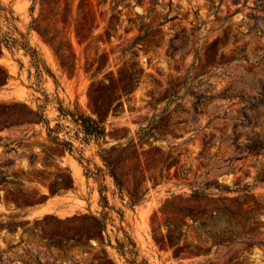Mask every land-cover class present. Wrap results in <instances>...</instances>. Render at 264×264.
Wrapping results in <instances>:
<instances>
[{
  "label": "rangeland",
  "instance_id": "obj_1",
  "mask_svg": "<svg viewBox=\"0 0 264 264\" xmlns=\"http://www.w3.org/2000/svg\"><path fill=\"white\" fill-rule=\"evenodd\" d=\"M0 51V264H264V0H0Z\"/></svg>",
  "mask_w": 264,
  "mask_h": 264
},
{
  "label": "trees",
  "instance_id": "obj_2",
  "mask_svg": "<svg viewBox=\"0 0 264 264\" xmlns=\"http://www.w3.org/2000/svg\"><path fill=\"white\" fill-rule=\"evenodd\" d=\"M2 54V51H0V56ZM70 113L75 117V120L80 123V125L83 127L85 133L88 136H95L97 138L105 137V127L102 126L101 123L95 118H93L91 115H88L81 110H77L75 112Z\"/></svg>",
  "mask_w": 264,
  "mask_h": 264
},
{
  "label": "crops",
  "instance_id": "obj_3",
  "mask_svg": "<svg viewBox=\"0 0 264 264\" xmlns=\"http://www.w3.org/2000/svg\"><path fill=\"white\" fill-rule=\"evenodd\" d=\"M53 207L50 204H44L43 206L38 208L39 212H48L51 211Z\"/></svg>",
  "mask_w": 264,
  "mask_h": 264
},
{
  "label": "bare ground",
  "instance_id": "obj_4",
  "mask_svg": "<svg viewBox=\"0 0 264 264\" xmlns=\"http://www.w3.org/2000/svg\"><path fill=\"white\" fill-rule=\"evenodd\" d=\"M2 58H0V60H1ZM77 170H78V174L80 175V170H79V168L77 167Z\"/></svg>",
  "mask_w": 264,
  "mask_h": 264
}]
</instances>
